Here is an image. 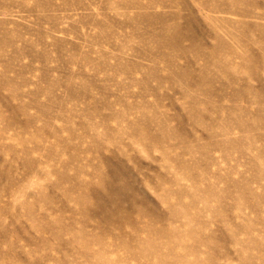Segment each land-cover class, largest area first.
Returning <instances> with one entry per match:
<instances>
[{"label": "rangeland", "instance_id": "obj_1", "mask_svg": "<svg viewBox=\"0 0 264 264\" xmlns=\"http://www.w3.org/2000/svg\"><path fill=\"white\" fill-rule=\"evenodd\" d=\"M0 264H264V0H0Z\"/></svg>", "mask_w": 264, "mask_h": 264}, {"label": "bare ground", "instance_id": "obj_2", "mask_svg": "<svg viewBox=\"0 0 264 264\" xmlns=\"http://www.w3.org/2000/svg\"><path fill=\"white\" fill-rule=\"evenodd\" d=\"M154 258V257H153ZM154 260H155V258H154ZM156 262V261H155Z\"/></svg>", "mask_w": 264, "mask_h": 264}]
</instances>
